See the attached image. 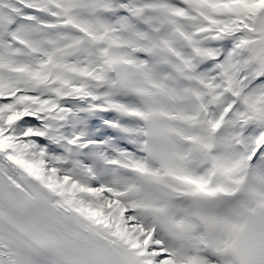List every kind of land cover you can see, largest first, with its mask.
<instances>
[{
    "label": "snow or ice",
    "instance_id": "6c2138e0",
    "mask_svg": "<svg viewBox=\"0 0 264 264\" xmlns=\"http://www.w3.org/2000/svg\"><path fill=\"white\" fill-rule=\"evenodd\" d=\"M0 264H264V0H0Z\"/></svg>",
    "mask_w": 264,
    "mask_h": 264
}]
</instances>
